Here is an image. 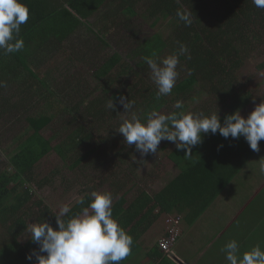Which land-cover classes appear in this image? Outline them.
<instances>
[{"label":"trees","instance_id":"trees-1","mask_svg":"<svg viewBox=\"0 0 264 264\" xmlns=\"http://www.w3.org/2000/svg\"><path fill=\"white\" fill-rule=\"evenodd\" d=\"M21 2L30 10L29 21L22 25L21 29L25 48L7 56L0 54L2 73L5 65L15 67L13 75H17L18 66L30 67L31 64L44 62L45 55L58 57L82 27L95 33L100 47H110L106 27L95 31L90 24V20L95 18L99 19L100 23L104 21L114 23L113 30H120L124 38L132 41V45L126 55L116 51L103 63L98 61L97 65H92L93 71L97 74L96 80L99 85H103L100 86L102 95L87 103L85 101L87 97L72 91L67 94L66 101L74 93L79 96L80 101L70 109L69 102L66 103L60 98L65 97V93L48 92L47 94L51 95L48 98L53 100L50 101L49 107L54 109V112L52 114L40 112L27 117L28 131L31 132L22 143L20 151L9 158L4 168H2L4 161H1L0 155V264H29L25 256L37 248L31 241L26 244L20 241L28 226L23 213L25 214L24 210L34 200L32 189L25 188L13 202L10 199L17 186L35 182L37 166L45 157L54 151L63 160H68L78 153L74 161L75 168H82L85 164L101 167L106 156L114 153L115 144L110 145L106 140L89 144L94 137L95 129L105 128L109 122L117 120L120 113H124L122 105L119 104H116L115 111L107 109L106 103L109 98L119 95L128 97L135 101V110L138 114L146 117L147 113L153 110L163 114L173 111L185 113L187 101L197 99V94L207 92L217 102L229 108L220 117L223 121L226 115L237 109H244L252 102L251 95L238 93L234 85L235 74L255 52L264 48V10L256 8L252 0H21ZM107 9L110 11L108 17L103 13ZM177 10H187L191 13L193 22L190 26L179 21L176 16ZM162 16L170 17L175 24V29L170 35L165 37L161 33H154L146 39H140V27L152 21L154 24ZM122 42L129 45L123 39L116 44ZM181 45L186 46L188 50L186 54L180 55L177 69L184 75L178 77L170 96L157 99L156 87L149 83L152 81L150 69L142 57L155 54V57L163 58L177 52ZM119 48L121 49L120 46ZM95 52L98 54V51ZM87 58L91 59L90 54H81L77 50L70 56L71 60L78 62H84ZM261 68H264V63ZM79 80L81 78L78 79L80 83ZM119 80L121 85L117 88L116 82ZM60 86L72 87H69L67 82ZM30 88L31 86L29 96L34 92V89ZM176 100L184 102L183 109L173 108ZM74 113L75 118L80 120L78 128L68 140L53 146L52 141L44 137L43 131L53 124L54 117ZM2 116L5 115L0 114V117ZM10 117V120H7L12 131L19 122L14 120L15 116ZM88 121L89 125L86 123ZM109 126L114 128L112 125ZM1 140L0 137V142ZM263 143L264 141L260 142V147ZM221 144L223 148L218 151ZM83 146L88 147L87 150L79 152ZM126 152L118 150L114 153L115 158H120L118 160L123 162ZM255 153L250 150L243 138L226 140L218 133L209 134L203 138L201 145L193 148L191 157H186L183 151L178 152L176 149L169 154L170 160L182 171L159 193L152 195L141 190L129 201L126 194L120 193L124 192L130 176L124 175L121 179L117 176L109 178L107 180L109 192L114 195L113 217L134 238L132 253L121 264L129 263L140 254L142 236L162 215L172 212L184 214V219L193 224ZM130 167L132 168L131 165ZM97 189L86 187L78 194L81 195L79 198ZM87 204V198L84 205L75 202L69 216L78 213ZM34 205L40 212L38 221L46 219L55 227L53 217L55 214L50 208L41 200L35 201ZM178 219H181L179 215ZM181 224L179 220L178 229L179 226L181 228ZM159 243L156 249H152V255L150 253L147 256L150 263L179 264L172 260V253L166 254L161 250ZM158 250L162 253H158ZM157 254H160L159 258L155 259Z\"/></svg>","mask_w":264,"mask_h":264},{"label":"clouds","instance_id":"clouds-1","mask_svg":"<svg viewBox=\"0 0 264 264\" xmlns=\"http://www.w3.org/2000/svg\"><path fill=\"white\" fill-rule=\"evenodd\" d=\"M252 4L264 10V0H252ZM176 16L186 26L193 22L187 10H177ZM29 18L30 10L21 0H0V54L7 56L25 48L21 29ZM187 51L186 46L181 45L177 52L163 58L155 57V54L142 57L150 69L157 99L172 94L179 77V57ZM3 86L4 82L0 81V87ZM116 104L122 105L123 114H126L117 133L141 158L157 154L161 141L172 143L176 151H183L186 157H191L193 148L201 145L209 134L218 133L226 140L243 138L256 153L260 152V142L264 141V101L257 104L247 117L237 109L226 115L223 121L218 113L205 114L203 111L163 114L153 110L141 117L135 110V101L123 95L109 98L106 108L115 111ZM173 108L183 109L184 102L176 100ZM220 148H223L222 144L217 150ZM260 161L259 170L264 173V159ZM86 198L87 206L71 216L68 204L60 206L53 216L55 227L46 219L28 221V240L37 245L25 256L29 264H121L131 255L134 238L113 217L114 195L93 190L80 197L77 204L84 205ZM221 252L227 264H264V248L260 244L242 251L240 243L232 239L221 248Z\"/></svg>","mask_w":264,"mask_h":264},{"label":"rangeland","instance_id":"rangeland-1","mask_svg":"<svg viewBox=\"0 0 264 264\" xmlns=\"http://www.w3.org/2000/svg\"><path fill=\"white\" fill-rule=\"evenodd\" d=\"M103 13L108 17L110 11L107 9ZM153 22L154 21L151 23H144V25L140 27V39H146L154 33H161L163 36L167 37L175 29V24L173 20L170 19V17L162 16L157 21H155L154 24ZM90 24L96 30L101 27H106L105 29H107L108 35L107 41L110 42V47L102 46L101 48L99 41L87 42V40L90 38L86 39L84 42H80L78 41L77 36H75L83 33L79 32L71 38L70 42L59 54L60 66H56L57 61L55 55L53 59L49 58L48 60L50 61L44 64L43 67L45 71H55L57 67L62 68V66H67V64L76 65L75 70L78 72V75L80 76L79 78H81V80H79L80 83L77 81L74 87L66 88L65 86H57V84L51 82L50 84L46 85L48 87H45L41 90L42 93H48L51 91L62 94L65 93V97L62 96V100L66 103L69 102L68 106L70 109L80 101L79 96H77L75 93L66 101L67 94L71 93L72 91H77L80 95L87 97L85 100L87 103L95 99L97 96L102 95V89L100 86L103 85H99V82L96 80L97 74L95 71H93L92 65H97L98 61L103 63L116 51L125 53L126 55L129 52L130 46L132 45V41L124 38L123 33H121L120 30H113V27H115L114 23L111 24L110 21H104L100 23L99 19L95 18L94 20H91ZM122 39L126 40L129 45H126L123 42L119 45L116 44L117 41H121ZM76 50L81 54H90L91 59L87 58L84 62H76L70 58L67 60V58L76 52ZM95 51H98V54H96ZM96 55L99 58H96ZM61 56L63 60H60ZM263 63L264 48H261V50L255 52L251 59L247 60L243 67L235 74L234 85L236 86L238 93L241 95H251L253 99L248 106H246L244 109H240L242 116L247 117V115L257 104H259L261 101H264V68H261ZM181 75L184 74L179 72V77ZM53 76L58 81L63 77L58 74ZM121 79L123 82V78ZM149 83L153 84L152 81H149ZM120 85L121 83L119 80V82H116L117 88L120 87ZM197 95V99L186 102L185 113H196L203 111L205 114H211L215 112L218 113L219 117H221L226 111L229 110L228 107H226L221 102H217L213 97H211V95L207 94V92ZM43 112L52 114L54 109L50 108L49 105H45L42 108V113ZM75 115L76 113L69 115L62 114L59 117H54L53 124L43 131L44 137L51 140L53 146L68 140L79 125L80 120L76 119ZM124 118H126V115L122 112L119 114L117 120L109 122V125L114 127L113 129L109 125L102 129L99 128L100 130L95 129L93 132L94 137L89 142V144L92 145L94 141L98 143L102 140H106V142L110 143V145L115 144L113 149L114 153L118 152L120 149H122L123 152L127 151L124 154L123 162L118 160L120 158H115V154L112 153L111 155L109 154L106 156L104 165H101V167L85 164L82 168H75L74 161L76 160V155H78V153L71 156L68 160H63L56 152L53 151L37 166L36 180L33 184H20L17 186L10 199L12 202L13 200L15 201V197L23 193L24 189L27 187L31 188L32 192L34 193V200L24 210L25 214L23 213L27 225L28 221L32 222L30 220L38 221L40 212L34 205L35 201H43L45 206L49 207L50 210L56 214L59 211L60 206L63 204H68L70 207L75 205V202H77L79 196H81L78 194L86 187H97L98 191L109 192L110 188L108 187L109 184L107 180L115 176L119 177L118 179L123 178L124 175H128L127 177L130 176L124 192L120 193V195L126 194V197L129 201H131L132 198L135 197L141 190H146L148 193L153 195L162 189V187L170 180V177H164V172L166 169L168 171V166L166 163L169 161V154L172 153V151L175 149V146L168 141H161L160 145L158 146L157 154L141 158L139 153L134 151V148H128V146L124 144L123 137L117 133L118 127ZM86 123L89 125V121ZM7 128L9 129H5L2 132H11L10 126ZM30 132L31 131H28V133ZM18 141L19 140H17V142ZM16 148L20 150V146H17ZM87 148L88 147L83 146V148L78 151L84 152L87 150ZM162 148H164V150ZM5 151L7 150L5 149L4 152ZM6 154L7 153H5V155ZM11 156L12 155H6V160L4 161L2 168H4L5 163H7ZM256 157L259 158V155H255L252 159H255ZM2 158L3 157H1V161L3 160ZM141 159H143V161H139ZM178 215L181 217V219H179L180 222H184V214H178L177 212H172L163 217L166 231L170 226L168 220H177ZM163 229L164 227L162 224L160 230L162 231ZM159 232L160 231H157L153 235L148 234L145 241L148 244L152 243L161 236H159ZM28 238L29 237L26 230L24 235L20 238L21 243L26 244L28 241H30ZM146 257L147 255L145 254L138 255L134 258L135 260H132L127 264H142Z\"/></svg>","mask_w":264,"mask_h":264},{"label":"crops","instance_id":"crops-1","mask_svg":"<svg viewBox=\"0 0 264 264\" xmlns=\"http://www.w3.org/2000/svg\"><path fill=\"white\" fill-rule=\"evenodd\" d=\"M95 31L97 30L95 29ZM79 32L83 33L75 36L80 42H84L88 38L90 39L87 42L98 41L95 33L89 32L86 27L80 28L77 33ZM49 58L52 56L45 55L44 62L31 64L30 67L18 66L16 68L17 75H13L15 67L12 65H5L4 73L0 72V81L5 84V86L0 87V114L5 115L0 117V137L2 138L0 155L3 157L2 161L6 160V155L18 153L20 150L16 147L20 146L21 149L22 143L28 138L27 117L42 112V108L53 101L52 98H48L51 97L50 94L42 93L41 90L48 87L46 85L51 82L57 86L67 82L69 87H74L80 77L75 70V64H67L62 68L57 67L55 71H45L43 67L50 61ZM60 60H63L62 56ZM56 61V66H60L59 56L56 57ZM55 74L63 77L58 81L53 76ZM30 86V89H34L31 96H29ZM60 98L62 99V97ZM11 115L15 116L14 120L19 122L18 125L11 132H2L9 129L7 128L9 125L7 119L10 120ZM17 140L19 141L17 142ZM5 149L7 151L4 152ZM5 153L7 154L5 155ZM255 155H259V158L252 159ZM261 158L264 159V143L260 147V152L255 153L241 167L235 177L230 180L207 210L193 224L186 220L182 222L177 245L172 249L173 261L179 264H227L221 248L232 239L240 243L242 251L249 250L256 244H260L264 248V173L259 170ZM166 164L168 171L165 170L164 177H170V180L158 193L176 179L182 171L170 159ZM166 215L164 214L157 219L142 236L139 255L148 256L152 249L157 248L160 239L166 233L163 220ZM162 224L164 229L161 231ZM157 231H160L159 236H161L148 244L145 241L147 235H153ZM158 253H162L161 250H158ZM159 255L157 254L155 259L159 258ZM142 264H151L149 258L146 257Z\"/></svg>","mask_w":264,"mask_h":264},{"label":"built area","instance_id":"built-area-1","mask_svg":"<svg viewBox=\"0 0 264 264\" xmlns=\"http://www.w3.org/2000/svg\"><path fill=\"white\" fill-rule=\"evenodd\" d=\"M169 228L166 231V235L161 239L159 245L163 252L166 254L172 253V248L175 246L178 237L180 236V230L178 229L179 219L172 221L168 220Z\"/></svg>","mask_w":264,"mask_h":264}]
</instances>
